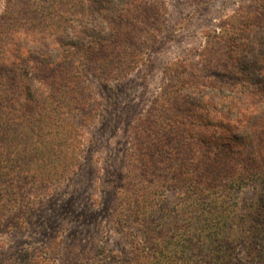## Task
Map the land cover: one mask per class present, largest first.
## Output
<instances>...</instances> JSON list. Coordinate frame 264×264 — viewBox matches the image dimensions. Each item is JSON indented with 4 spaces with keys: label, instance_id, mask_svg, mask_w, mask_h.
<instances>
[{
    "label": "trees",
    "instance_id": "trees-1",
    "mask_svg": "<svg viewBox=\"0 0 264 264\" xmlns=\"http://www.w3.org/2000/svg\"><path fill=\"white\" fill-rule=\"evenodd\" d=\"M153 1L129 3L147 8ZM89 2L100 3L9 0L0 13V218L14 208L22 179L58 180L73 171L77 156L68 148L75 127L66 116L80 103L71 98L72 86L82 84V60H99L100 73L111 79L135 70L144 45L148 49L147 30L125 23L144 22L142 13L122 15L128 20L93 35ZM255 4L263 20L264 0ZM242 16H232V27L225 25L202 53L203 61H220L223 52L231 61L230 73L215 74L223 82L214 86L217 98L199 90L184 102L186 87L170 81L157 97L156 113L134 126L131 152L139 148V166L128 162L118 217L142 230L124 264H241L235 250L242 239L250 245L244 264H264V31L257 55L238 60L236 41L250 23L238 24ZM82 17L84 39L74 40L68 29L77 35L74 23ZM226 79L235 82L224 86ZM82 106L75 109L83 112ZM166 187L180 192L174 206L161 209ZM250 187L253 198L242 206L240 195Z\"/></svg>",
    "mask_w": 264,
    "mask_h": 264
},
{
    "label": "rangeland",
    "instance_id": "rangeland-1",
    "mask_svg": "<svg viewBox=\"0 0 264 264\" xmlns=\"http://www.w3.org/2000/svg\"><path fill=\"white\" fill-rule=\"evenodd\" d=\"M8 1L0 0V13ZM95 1H100L97 7H92V2L87 6L90 34L99 35L106 25L118 26L127 21L122 15L142 13L140 20L145 23H125H136L147 30L148 49L144 45L146 51L139 66L127 76L106 78L99 71V60L95 63L91 57L79 64L82 84L72 86L77 91L71 100H80L84 110L77 111L75 106L80 103H75L72 113L66 116L75 127L74 142L68 148L77 156L75 166L63 179L21 180L23 189L17 194L14 208H8L0 218V264H124L139 238L138 229L142 230L136 229L129 219L118 217L122 211L119 192L128 175V162L135 163L132 169L138 170L139 166V148L131 152L134 126L148 112L156 113L157 97L170 81L186 87L182 93L186 98L179 97L184 102L199 90L207 98H217L212 94L214 86H223V82L215 74L230 73L227 66L232 67L231 61L226 52L220 61H203L202 53L208 42L219 38L225 25L232 27V16L241 13L244 17L238 24L250 22L236 41L239 48L234 52L238 60L242 61L245 55L252 60V54L257 55V42L264 31V19L255 13L256 0H155L147 8L146 4L135 8L129 3L131 0ZM78 20L74 23L77 35L68 29L74 40L77 36L84 39V18ZM93 38L91 35L86 40ZM178 76L181 81L176 80ZM226 80L224 86L235 82ZM179 192L166 187L161 209L174 206ZM252 198L250 187L239 201L246 206ZM249 246L248 240L238 242V263L248 261Z\"/></svg>",
    "mask_w": 264,
    "mask_h": 264
}]
</instances>
